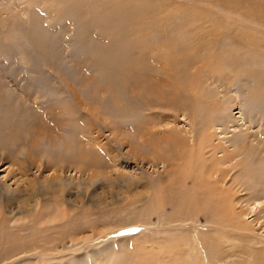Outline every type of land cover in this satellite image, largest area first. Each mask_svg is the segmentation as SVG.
Here are the masks:
<instances>
[{
	"label": "rangeland",
	"instance_id": "1",
	"mask_svg": "<svg viewBox=\"0 0 264 264\" xmlns=\"http://www.w3.org/2000/svg\"><path fill=\"white\" fill-rule=\"evenodd\" d=\"M232 127L264 152V0H0V264H264V153L203 188Z\"/></svg>",
	"mask_w": 264,
	"mask_h": 264
},
{
	"label": "bare ground",
	"instance_id": "2",
	"mask_svg": "<svg viewBox=\"0 0 264 264\" xmlns=\"http://www.w3.org/2000/svg\"><path fill=\"white\" fill-rule=\"evenodd\" d=\"M238 78V77H237ZM240 81V80H239ZM238 81V82H239ZM243 83V82H242ZM239 84V83H238ZM240 85V84H239ZM243 86V85H242ZM241 87V86H240ZM235 91H237L236 89H235ZM234 91V93H236ZM71 93H72V95H73V98L72 99H74L75 101L77 100V97H76V95H75V93H73V91H71ZM70 93V94H71ZM225 95V94H224ZM238 98V97H237ZM242 100H244V99H242ZM252 100V99H251ZM261 101V100H260ZM253 102H254V99H253ZM241 103H243V102H241ZM255 103V102H254ZM246 105V102H244V106ZM241 105H239L238 107H240ZM241 108V107H240ZM229 109V108H228ZM227 109V110H228ZM226 110V111H227ZM230 110V109H229ZM250 112V111H249ZM228 113V112H227ZM233 114V113H232ZM246 114H248V112L246 113ZM226 115V114H225ZM221 116V115H220ZM219 116V117H220ZM240 116H241V113H240ZM248 116V115H247ZM226 117V116H225ZM238 117V116H237ZM229 118V117H228ZM227 117H226V119H228ZM224 119V118H223ZM239 119H241V118H234V120L237 122V121H239ZM250 119V118H249ZM233 120V119H232ZM233 120V121H234ZM222 121H224V120H222ZM221 121V122H222ZM259 121V120H258ZM257 121V122H258ZM260 121H261V119H260ZM225 122H226V120H225ZM262 122V121H261ZM230 126V125H229ZM240 126V125H239ZM263 127V126H262ZM229 128H231V127H229ZM233 128V127H232ZM235 131H234V133L233 134H231L230 135V139L228 140V142H229V145H228V148H223L222 149V147H221V145L219 144V143H216V144H213V143H211V144H213V146H212V149L210 148V149H208V151L206 150V149H204L203 148V150H202V152H201V155H203L204 156V164H203V166H202V172H203V174H201V176H202V179H203V181H204V186H203V188H204V192H206L207 190L210 192V194H211V196H212V194H213V197L215 198V201H216V206H218L219 205V195L217 194V192H221V190H222V187H221V184H222V181H223V171H222V169L224 168L223 166V164H225L226 162L228 163L232 158H234V157H236V156H242L243 157V159L244 158H247V157H249V156H256V157H258V159H262V153H264L263 152V150H257V149H254L255 147H254V145H253V142H250V141H248V140H245L244 138H247V134L244 132H241V131H239V130H236V128H233ZM179 130V129H178ZM177 130V133H179V131ZM187 131V130H186ZM252 131V130H251ZM250 131V132H251ZM254 131V130H253ZM174 132V135H175V132H176V130L175 131H173ZM181 132V131H180ZM176 133V134H177ZM186 133V132H185ZM225 134V133H224ZM259 134L261 135V137L264 139V129L263 128H261V127H259ZM227 135V134H226ZM229 135V134H228ZM252 135V134H251ZM223 136V135H222ZM253 136V135H252ZM219 137V136H218ZM250 137V136H249ZM254 138H256V136L254 137L253 136V139ZM115 139V138H114ZM251 139V138H250ZM256 140V139H255ZM258 140H259V138H258ZM218 141V140H217ZM224 141H226V140H224ZM206 142H209V141H206ZM228 142H227V144H228ZM255 142V141H254ZM259 142V141H258ZM207 144V143H206ZM258 145H259V147L261 146V143H258ZM264 145V144H263ZM262 145V146H263ZM207 146V147H206ZM226 146V145H225ZM205 147L206 148H208L209 147V145L207 144V145H205ZM254 147V148H253ZM153 148H154V146H153ZM180 148V147H179ZM230 148V149H229ZM170 149V148H169ZM222 149V150H221ZM262 149H264V148H262ZM153 151V150H152ZM155 151H157L156 150V148H155ZM155 151H154V154H155ZM218 151H220L221 153L220 154H217V152ZM262 151V152H261ZM210 152V156H209V159L207 158L208 156H205L206 154H208ZM206 153V154H205ZM156 154H157V152H156ZM264 157V156H263ZM206 158H207V161H209V164L206 166ZM237 158V157H236ZM235 158V159H236ZM155 159V158H154ZM162 159V158H161ZM242 159V160H243ZM164 160V159H163ZM167 160V159H166ZM166 160H164V162L166 161ZM171 160V159H170ZM234 160V159H233ZM236 160H239L238 158L236 159ZM255 160V159H254ZM240 161V160H239ZM256 161H258V160H256ZM262 161V160H261ZM164 162H163V165H164ZM232 162V161H231ZM234 162V161H233ZM242 162V161H241ZM157 163V162H156ZM159 163H160V161H159ZM167 163V162H166ZM230 163V162H229ZM261 163V162H260ZM155 164V163H154ZM161 164V163H160ZM168 164V163H167ZM233 164V163H232ZM243 164V163H242ZM162 165V164H161ZM171 165V164H170ZM221 165H223L222 167H221ZM235 165V164H234ZM244 165V164H243ZM160 166V165H159ZM167 166V165H166ZM228 166V165H227ZM233 166V165H232ZM237 166V165H236ZM38 167V166H37ZM162 167V166H161ZM164 167H165V165H164ZM40 168V167H39ZM61 168H64L63 166H61ZM264 168V167H263ZM234 169V168H233ZM236 169V168H235ZM245 169V168H244ZM262 169V168H261ZM260 169V170H261ZM201 170V169H200ZM224 170V169H223ZM263 169H262V173H263ZM241 172V171H240ZM26 173V172H25ZM60 173H61V171L59 170V169H53L52 170V172L51 173H49V175L47 176V178H45L44 179V181H43V183L44 184H50V185H61L62 183H63V181L65 180V179H67V178H63L62 177V175H60ZM65 173V172H64ZM225 174V173H224ZM236 174V173H235ZM239 174V173H238ZM237 174V175H238ZM243 174V173H242ZM241 174V175H242ZM240 175V174H239ZM70 176V175H69ZM72 177V176H71ZM229 177V176H228ZM247 177V176H246ZM262 177H264V176H262ZM69 178V177H68ZM230 178V177H229ZM70 180H72V178H69ZM232 180V179H231ZM253 180H254V178H253ZM255 180H257V178H255ZM260 180V179H259ZM237 181V180H236ZM235 181V182H236ZM261 181H263V180H261ZM14 182L15 183H13V184H15V186L16 185H18L19 183H18V181H17V179H15L14 180ZM247 182V181H246ZM258 183V182H257ZM0 184L7 190V191H11V189H14L12 186H11V184H8V183H6L5 182V179L2 181V180H0ZM232 184V183H231ZM250 184V183H249ZM252 184V183H251ZM257 185V184H256ZM232 186V185H231ZM247 186H248V184H247ZM253 186V185H252ZM260 186V185H259ZM60 187V186H59ZM15 188H17V187H15ZM247 189V188H246ZM231 190V189H230ZM207 191V192H208ZM232 191V190H231ZM215 192H216V194H215ZM148 197V196H147ZM245 197V196H244ZM239 197H237V199H238ZM246 198V197H245ZM34 199V198H33ZM207 199V198H206ZM153 200V199H152ZM204 200V199H203ZM202 200V201H203ZM223 200V199H222ZM28 201V200H27ZM200 201H201V199H200ZM20 202V201H19ZM29 202V201H28ZM34 202V201H33ZM195 202L197 203L198 202V200L196 201L195 200ZM227 202H229V201H227ZM257 202V201H256ZM30 203V202H29ZM35 203H36V201H35ZM199 203V202H198ZM197 203V204H198ZM208 203V202H207ZM206 203V204H207ZM258 203H260L259 201H258ZM32 205H33V203H31ZM209 204V203H208ZM236 204V203H235ZM26 205H28V204H26ZM35 205V204H34ZM187 205V204H186ZM201 205H203V204H201ZM259 205V204H258ZM23 206H25V205H23ZM29 206V205H28ZM199 206V205H198ZM226 206H228V203H227V205ZM235 206H237V205H235ZM247 206V205H246ZM37 207V206H36ZM207 207V206H206ZM210 207V206H209ZM223 207V206H222ZM2 208V207H1ZM6 208H9L10 210L8 211L9 213L12 211V210H15V209H12L11 208V206L10 205H7V207ZM23 208H25V207H23ZM39 208V207H38ZM183 208V207H182ZM208 208V207H207ZM4 209V208H3ZM223 210V209H222ZM235 210H237V209H235ZM57 211V210H56ZM230 211V210H229ZM253 211V210H252ZM251 211V212H252ZM29 212H30V210H29ZM204 212H205V210H204ZM239 212V211H238ZM5 213H7V212H5ZM14 213V212H13ZM214 213V212H213ZM4 214V213H3ZM8 214V213H7ZM11 214V213H10ZM234 214V213H233ZM66 215V214H65ZM202 215H205V214H202ZM208 215V214H207ZM253 215V214H252ZM209 216V215H208ZM214 216H215V214H214ZM214 216H213V218H214ZM243 216V215H242ZM7 217V216H6ZM56 217V216H55ZM58 217H59V215H58ZM188 217V216H187ZM217 217V216H216ZM216 217L214 218V219H216ZM240 217V216H239ZM5 218V217H4ZM11 218V217H10ZM206 218V217H205ZM13 219V218H12ZM213 219V220H214ZM233 219H234V217H233ZM236 219H238V218H236ZM9 220V219H8ZM18 220H20V219H18ZM24 220V219H23ZM229 220V219H228ZM231 220V219H230ZM14 221V220H13ZM12 221V222H13ZM16 221V220H15ZM55 221H57V220H55ZM192 221V220H191ZM239 221V220H238ZM259 221V220H258ZM22 222H24V221H22ZM26 222V221H25ZM183 222H185V221H183ZM215 222V221H214ZM245 222V221H244ZM1 223V222H0ZM55 223V222H54ZM186 224H188V222H185ZM231 223H233V222H231ZM237 223V222H236ZM240 223H241V221H240ZM137 225V224H141V226L143 225V226H148L147 225V222H143V223H133V225ZM179 224H182V222H180ZM186 224H183V225H186ZM193 224V223H192ZM212 223H210V225H211ZM215 224V223H214ZM226 224H229V222L228 223H226ZM238 224V223H237ZM2 225V224H1ZM12 225V224H11ZM10 225V226H11ZM131 225V224H130ZM196 225V224H195ZM194 225V226H195ZM132 226V225H131ZM180 226V225H179ZM194 226H193V228H194ZM205 226V225H204ZM215 226V225H214ZM220 226H222L223 227V225H220ZM232 226H234V224L232 225ZM236 226H238V225H236ZM126 229H125V228ZM127 227H129L130 228V226H126V225H124V226H121L120 228H124L125 229V231L126 230H130L129 228L127 229ZM191 227V226H190ZM196 227V226H195ZM213 227V226H212ZM120 228H118V229H120ZM118 229H116V230H118ZM220 229V228H219ZM234 229V228H233ZM240 229H242V228H240ZM239 229V230H240ZM245 229V228H244ZM14 230V229H13ZM212 230V229H211ZM218 230V229H217ZM229 230V229H228ZM15 231V230H14ZM210 232V231H209ZM236 232V231H235ZM241 233V232H240ZM202 234V233H201ZM209 233H206V235H208ZM215 234H218V233H215ZM233 234V233H232ZM203 236V235H202ZM241 236H243V235H241ZM129 238H130V236H128ZM247 237V236H246ZM125 238H127V236L125 237ZM238 238V237H237ZM72 239V238H71ZM206 239V238H205ZM201 240V239H200ZM203 241V240H202ZM206 241V240H205ZM34 242V241H33ZM73 242H74V240H73ZM204 242V241H203ZM212 242H211V239L208 241V239H207V242H204V244H203V249H206V250H208L209 248L208 247H210L212 244H211ZM1 244V243H0ZM35 244V243H34ZM219 244H221V243H219ZM32 245V244H31ZM207 245H209V246H207ZM214 245V244H213ZM23 246V245H22ZM30 246V245H29ZM220 246V245H219ZM32 247H34V246H32ZM38 246H36V248H37ZM214 247V246H213ZM40 248V247H39ZM220 248H221V246H220ZM29 249V248H28ZM32 249V248H31ZM214 249V248H213ZM30 250V249H29ZM29 250H22V251H18L16 254H19V255H22V256H25V257H27V256H29V255H39V254H42V252H38L37 250L38 249H34L32 252H30ZM52 250H55V249H53V248H51V249H49V252L50 251H52ZM57 251H58V249H56ZM55 250V251H56ZM64 250V249H63ZM205 250V251H206ZM42 251V250H41ZM46 251V250H45ZM48 251V250H47ZM46 251V252H47ZM201 251V250H200ZM209 251V250H208ZM208 251H207V253H208ZM44 252V251H43ZM54 252V251H53ZM203 252V251H202ZM56 253V252H55ZM54 253V254H55ZM44 254H45V252H44ZM62 254V253H61ZM205 254H206V252H205ZM209 254V253H208ZM210 255V254H209ZM226 255V254H225ZM253 255V254H252ZM259 255V254H258ZM55 256V255H54ZM222 257V256H221ZM47 258V257H46ZM211 261V260H210ZM213 261V260H212ZM216 261H218V260H216Z\"/></svg>",
	"mask_w": 264,
	"mask_h": 264
}]
</instances>
